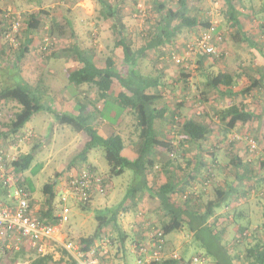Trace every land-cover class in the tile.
Instances as JSON below:
<instances>
[{
    "label": "rangeland",
    "instance_id": "obj_1",
    "mask_svg": "<svg viewBox=\"0 0 264 264\" xmlns=\"http://www.w3.org/2000/svg\"><path fill=\"white\" fill-rule=\"evenodd\" d=\"M75 1L76 0H43L40 3L45 6L44 8H50L54 10L53 12H51L50 18L47 21L48 30L53 21L51 35H53L55 38L52 42V52L58 53V51L62 47L69 45L70 26L73 24V27L76 28L79 42L82 44L80 47L92 49L94 53V59L98 65H103L105 57L111 54L115 59L117 68L122 69L121 51L119 48L113 47L114 38L110 30V23L107 19H103L100 17L99 3H97L96 0H93L94 6L93 10H91L89 3L87 1L83 2L81 4L83 10L85 11V14H83L81 12L75 11ZM158 1L162 2L165 7L178 6L176 0H136V2H134V0H126L125 8L123 10L121 9L126 25L125 34L127 38L130 39L132 45L135 48L140 46L145 41V39L148 38V31L151 29V26H154V24L158 21L160 14L159 5L157 4ZM190 2H188L187 5L189 11H191V13L189 14L195 15L198 22L201 23V26L207 27L211 21H216L218 30H220L224 35L223 41L226 42V46L224 48L227 53L214 62L211 58L209 60L206 59L205 62H208L206 66H204V64L203 66H200L198 63H196V60L198 59L197 57L194 59L193 63H191L190 61H185L183 65L176 64L170 58V53H179L184 44L190 41L196 35L197 31H199L198 29L184 30L186 29L185 27L182 29L183 31L177 34V36L173 39V44H168V46H165L164 49L161 50V52H158V50L155 49L148 50L143 62L140 65L141 69L145 72L151 69L153 70L155 68L162 70L161 82L164 83V87L160 89L162 96L157 103L158 105L165 104L168 106L169 110L167 109V115H169V112L175 107L180 109V116H178L176 123L171 124L168 120H165L160 125L163 127L164 133H167L168 136L173 135V139L175 140V142L172 143V145L174 146V150H172V152L158 151L157 153V156L159 157L157 163L158 166H162V164L167 160H174V165H180V169L176 171V174L178 176H183L188 173H190L191 175V157L196 151L193 143H190L188 140H186L185 142L181 140L183 137H181L179 124L183 121V118L187 116L188 113L199 115L203 119L212 123V132L203 141L201 147L202 151L204 150L206 151V153L207 151L214 152V150L222 151L223 153L228 151H237L241 153L246 150V154L248 156L250 155L251 157H254L257 155L259 158L261 156L260 153H262V155L264 153V126L262 125V123L264 122H261L260 119L256 121V124L252 125V127L257 128L256 130H254V128L252 127L236 126L232 131L224 135L223 131L220 128L221 124L216 115V111L224 108L231 102L238 103L239 101H241V99L243 100L244 97L235 96V99H233L231 97H222L219 94H215L214 92L201 94L206 91L204 84L205 73L211 71V69L213 71H216V67H214L216 63L218 67L222 69L230 71L235 69L240 73L246 74V76L244 75L243 77L238 78L237 83L233 88L235 91L246 87L249 84L248 82L252 81L253 79L256 80L257 77L264 72L263 70H261L263 69L264 65H260L256 60H254V56L251 55V53L255 55H260V53L264 54V13L262 11L264 0H237L235 2L236 7L240 12V14L238 15L240 21L239 30L235 29L232 26L230 27V21L227 19L224 7H222L223 10L219 11L218 7L215 6L211 0H195ZM25 3L26 2L24 0L0 1V4H2L4 7L11 6L19 14V17H21V19H23L21 14H23L24 11L30 12L27 10L28 6H26ZM138 5L140 6L141 11L138 10ZM107 27L109 28L107 29ZM21 28L22 30H24L23 23H21ZM245 36L248 37L249 40L254 41L256 43V47L259 48L260 51H256V49L252 50V48L249 46L250 42H248L247 40L246 42L248 43H245ZM47 40L48 38L46 34H44V31H42V33L40 34V38H37L35 44L32 45V49L29 54L22 60L21 73L26 79H29L30 82L32 80L35 81V78H37L38 76L42 77L43 83L46 85H50L51 90L57 89L60 86L68 87L66 73H68L70 68L75 66V63L71 60L69 61L63 58L52 57L50 55L47 58L45 54H42L40 46H42V43L46 42ZM161 56L162 58L160 59ZM242 57H246V59H243ZM245 68H249V71H247ZM61 70H63V72ZM50 71H55V73H51ZM180 73L185 76L186 73H188V77H183L184 80L182 81V79H178ZM17 82L20 81L16 78L12 80L4 79L2 72H0V87L5 85H15ZM117 90L118 86L114 85L111 90L112 95ZM46 94H43V102H45V104L48 103L54 106V103L57 102L56 98L58 97V93L55 94L54 99L52 97L53 94ZM245 94L248 95V93ZM90 95L91 99L94 100L95 94L93 91H91L89 95L85 97L90 98ZM203 95H206L205 98ZM250 98V105L253 104V107H256L258 112H263L264 108H261V102L259 103V100H263L264 102V89L254 87L253 94ZM52 99L53 102L51 103ZM94 103L96 105L100 104L98 102H95V100ZM16 107L18 106H16V104H14L13 102L2 103L0 105L2 121L8 120V117L13 114V112L16 110ZM103 120L105 119L101 118L100 116H96L93 120H89L88 125L91 124L93 126H96V124L98 123H104ZM119 123L120 125L118 124V119L116 118H108L106 119V124L108 125L105 124L104 126H102L100 128V132L102 134L108 135V132L111 129H114V131L117 132V135L118 133H120L122 136L121 139H124V141L122 142L125 145L127 152L128 149H132V146L130 147V145H133L137 139L138 127L136 125L134 116L130 114V112H125L123 120ZM51 124H53L54 139L35 155L30 164V167L21 173V175L25 177L24 179L27 180L26 185L29 186L31 190V197L35 201H42L44 199L45 194L43 192V186L50 178L54 177L55 175L58 177L61 175V178L59 179H64L65 181L62 182L64 183L66 182L67 177L70 173L78 171L82 168H92L105 179H109V166L105 159L104 152L101 148L92 149V151L88 153L87 159L85 161L80 155L77 154L82 150V144L85 138H89L87 131L83 130L78 134H75V131L71 126L60 125L56 122H53L52 116L45 111L33 115L25 124L24 129L30 128L34 130V133L32 139H29L30 141L28 140L29 143L23 142V149L29 150L35 143H38L43 138H47ZM248 137H251L256 142V148H254L253 150H250L247 147ZM70 139L71 141H69ZM13 142V139H10L9 137L7 143L5 144L6 146H8ZM18 148H20V146H18ZM91 158L94 159V164L90 162L92 160ZM188 159L189 161L186 164V161ZM91 164L93 165V167L91 166ZM32 169L33 172L31 171ZM224 172L225 171H222L221 175H223ZM132 173L133 171L131 169H126L121 175L111 176V181L114 185V191L113 189L109 190L110 183H108V189H106L107 193L103 195V198L100 201L106 200L107 197L109 198L111 194L110 192L113 191V198L110 202H112L113 205L121 202L126 195L127 190H129L131 186L137 183L136 179L133 178ZM151 174L152 173L149 174V178L151 177ZM205 174L206 173H204V176H200L197 181H193L194 183L191 184L193 185L191 189H189L187 186L184 188V191H187L186 193L188 194V196L190 195V190L195 191L193 193L194 195L192 196L193 198L190 200L199 201L198 203H194L195 205L199 203L204 205L208 200L214 197V191L216 188L224 187V181L222 182L221 175H218L216 171H214V169H211L210 173H207L206 175ZM149 181L151 182L152 179H149ZM237 183V191L239 193H236L237 198L235 202H237L239 199L241 201L245 200L246 196L244 194L245 189L248 185V182L244 180ZM59 186H57L56 188V195L58 194ZM155 186L156 187H152V184L148 183L146 190L151 193L152 188H158L157 185ZM253 194L255 199H253L252 201L256 202L260 200V190H256L255 192H253ZM139 196H143V198L148 199L150 209L152 207V197H150L147 192L142 194L140 192ZM57 197L59 200L58 195ZM172 199L174 203L180 204L184 203L186 198L182 196V193H177L172 196ZM232 201L234 200L232 199ZM66 203L68 207H70L69 220L67 222L71 223L74 220L75 216L76 218H80L78 215H76V212L81 211V208H79V204L77 203V201L71 197L67 199ZM96 205L100 204H97V202L93 200L91 202V206L88 208L90 211L94 212V215H91L90 219H86L83 234H91L96 228L97 221L95 218V210H93ZM137 213L138 212H134L133 214ZM138 215L144 217L145 220L142 219V222L149 221L147 229L152 230V222H150L152 219V212L149 211L145 213L143 211H140ZM135 218L136 217L132 218L130 216V219L132 220L131 224L135 223ZM231 223L236 226V229L238 227L239 229L231 230L228 239H226V242H228V245L229 243L232 244L233 241L236 242L237 244H235L234 246L236 250L240 251L244 249V247H246L245 243L247 242L246 239L248 238L250 231H247L243 223L240 221L235 220L229 222V226ZM159 225L160 223L157 226L153 227L160 228ZM242 227L243 230L245 229L247 231V234L245 236L240 234L242 231ZM175 232L176 231H173L168 235L171 236ZM177 234L178 235L176 237V243L170 245V248L168 247V250L171 251H167L165 249L166 255L172 253L173 251H176L178 252V254H180L182 251V244L188 242V232L186 233L185 231H179V233ZM234 234H237L236 238ZM232 235H234V237L231 239ZM201 236L202 238H200V242H202L203 240H209V244L217 249V244L215 243V241L209 238V235L203 232ZM100 238H106L105 242L110 243L109 245L107 244V246L111 249H116L115 246H117V243L120 241V235L118 234L117 229L114 227L110 228V226H106V230L104 232H101ZM71 240H73V238ZM131 240H135V238H132ZM130 243L133 242L127 241L126 243L129 248ZM140 244L143 245L144 248H147L148 246L144 245V243ZM219 252L224 255V252L222 250H220ZM190 253L199 254V251L190 249L188 250L187 254ZM34 258H36V254L31 251H17L12 252L8 255L6 254L4 259H0V264H16L23 263L24 261H27V264H31ZM128 258L135 259L133 255L128 256ZM48 264H57V262L51 261Z\"/></svg>",
    "mask_w": 264,
    "mask_h": 264
},
{
    "label": "trees",
    "instance_id": "obj_2",
    "mask_svg": "<svg viewBox=\"0 0 264 264\" xmlns=\"http://www.w3.org/2000/svg\"><path fill=\"white\" fill-rule=\"evenodd\" d=\"M96 1L100 6V17L107 19L110 23V30L114 38L113 47L119 48L121 51L122 69L117 68L115 59L111 54L105 57L103 65H98L94 59L92 49L82 48L75 43L62 47L58 53L52 52V43L47 46L45 51H41L47 58L50 55L52 57L71 60L75 63V66L70 68L67 73V79L71 87L69 85L68 87H59L60 89L69 88L70 91L75 88L76 92L78 90L77 96L75 97V113L58 112L52 108L51 104L47 102V104H45L42 100L43 94H53L52 97L54 99L55 94L59 92L60 89H54L56 91L51 90L50 85L44 84L43 78L40 76L35 78V81L32 80L30 82L29 79H26L21 73V62L31 51L33 37L36 32H40V29L44 31V34H46L48 38L47 41H52L55 38L51 35L53 24H51L49 30L44 29V21L42 17H40V14L42 16V14H46L47 11L39 8L35 12H24V14H21L23 19L20 17L22 20L20 22L24 24V30H22L20 26L19 31L15 34V43H11L6 33L8 32L7 28L11 23V19L13 16H16V13L6 15L5 7L0 4V72H2L4 79L12 80L16 78L20 81L15 85L0 87V102H13L18 106L13 114L8 117V120L2 121L0 117V138L5 140V143H7L9 137L10 139L12 138L14 142L9 145L18 148L19 144L28 141L18 140L20 134L22 135L25 130H28L24 129L25 124L33 115L44 111L52 116L53 122L60 125H69L76 132L86 130L89 138L85 141L82 150L77 153L84 161L87 159V155L92 149L101 148L109 166L108 174L110 177L121 175L126 169H131L133 171V178L136 179L137 183L127 190L121 202H124L127 197L132 194L147 192L150 197L157 198L163 206H170V211L167 212L169 218L163 221L160 224V228H158L162 231L163 239L167 234L177 231L184 224H187L191 230H196L199 227L207 229L210 236L214 237V239L219 242L221 238L218 234L213 233V227L207 224V218L212 215L215 208H220L227 202L233 192L231 188L229 190L216 188L214 197L204 204L203 210H201L200 207L191 208V204H194V200H190L193 198L192 196L195 191L190 190L189 196L186 193L187 191H184L186 186L189 189L193 186L190 185V182H192L190 181L192 178L190 174L178 176L170 172V175H166L167 181L164 184L158 186V188H152L151 193L146 190L148 186L147 176L154 170L157 164L156 162H158V151L172 152V150H174V146L166 138V133L163 132V127L160 125L165 120H168L171 124L176 123L178 116H180V112L178 108H173L169 112V115H167L168 106L165 104L158 105L157 103L162 96L160 89L164 87V83L161 82L162 70L155 68L145 72L141 69L140 65L148 50L155 49L160 51L166 44H170L172 38L181 27L198 25L197 18L190 15L188 12L187 4L190 0H176L178 6L175 8L172 6L165 7L162 2L158 1L157 4L160 9L159 20L156 22L155 26H153V29L151 28L148 31V38L136 48L125 34L126 25L120 9V4L123 0ZM221 1L224 3L227 19L232 21V26H236L239 29L240 21L238 15L240 12L235 4L237 0ZM134 2H136V0H134ZM262 11L264 13V6ZM244 38L250 42L252 47L260 51L259 48L256 47L254 41L249 40L246 36ZM44 44L45 42L42 43V45ZM260 55L264 58L263 53H260ZM221 57L222 56L210 57L199 55L197 57V63L203 66L206 59L209 60L211 58L214 62ZM50 72L55 73V71ZM241 76V73L235 74L221 69L216 71L211 69V71L205 73L204 84L206 91L201 94L214 92L222 97L233 98L249 93L254 87L264 89L263 72L256 80L253 79L248 82L249 84L241 88L239 92L233 93L232 89ZM183 77L184 75L180 73L178 79H182L183 81ZM114 85H117L120 90L115 96H110V91ZM92 90H94L95 102L102 104L101 110L96 107L94 100L85 97L88 96ZM84 99H86V101ZM88 106H90L89 109ZM111 110L115 111L116 117L125 111L130 112L135 118L138 127V135L132 146V151L136 155L132 159L120 153L123 142L119 135L111 134L105 138L99 134L97 127L91 124L88 125L89 120L99 116V113L105 114L109 113ZM216 115L224 135L232 131L236 126H250L258 117V115L248 107V104L242 101L239 103L234 102L217 110ZM179 129L181 135H184L188 141L195 144L196 150H201L203 141L212 132V123L199 115L191 114L184 117L183 121L179 124ZM29 130L32 133L31 140L33 132L31 129ZM53 132V124H51L47 138H43L39 142L37 141L38 143H35L26 153L19 156L17 155L18 153L16 154L18 159L13 161L12 165L17 173H21L30 167L35 155L51 142ZM8 146L6 147L8 148ZM212 153V151H207L206 154L212 155ZM232 163L239 172L241 159L238 155H235L232 159ZM31 171L33 172V169ZM244 172L245 171H243V174ZM57 178L58 176L55 175L43 186V192L46 195L45 204L46 207H48L46 210L49 212L51 211V203L57 193L55 188L57 185ZM24 180V186L30 191L29 186L26 185L27 180ZM259 180L261 184L263 183L264 185V177ZM1 190L2 189H0V193L2 194ZM177 193H182V196L185 195V202L182 204H174L173 202L168 204L167 202H170L172 196ZM80 204L83 206L86 205V203ZM116 214L117 206L103 207L95 210V218L97 221L95 230L90 235L81 237L78 241L82 250H87L94 245L95 240L101 237V231L107 224L116 222ZM50 215L58 220V217L53 216V214ZM114 226V228H116V225ZM261 227L264 228V222ZM243 231L246 230L242 228L241 233ZM117 232L120 235L119 230H117ZM125 239L126 236L121 237L120 243L124 244ZM245 252L241 264H264L263 242H256L254 245L248 247ZM246 259L253 260L245 262L244 260ZM50 261H52L51 255L46 254L34 258L31 264H47ZM160 261L161 262L152 261L151 264H168L169 261L170 264H177L176 260L171 258Z\"/></svg>",
    "mask_w": 264,
    "mask_h": 264
},
{
    "label": "crops",
    "instance_id": "obj_3",
    "mask_svg": "<svg viewBox=\"0 0 264 264\" xmlns=\"http://www.w3.org/2000/svg\"><path fill=\"white\" fill-rule=\"evenodd\" d=\"M24 1L26 2L25 3L26 6H28L27 10L30 12H33V11L35 12L39 8H42V10L47 11L46 14H42V16L40 14V17H42V20L44 21V29H48L47 21L50 18L51 12H53L54 10L50 9V8H48V9L44 8L45 6L43 4H40L43 0H24ZM86 1L89 3L91 10H93V6H94L93 0H76L75 4H74L75 11L85 14V11L83 10L81 4L83 2H86ZM190 1H195V0H190ZM190 1H188V2H190ZM211 1L213 2V4L215 6L218 7L219 11L223 10L222 7H224V3L221 0H211ZM38 4H39V6H38ZM125 5H126V0H123L122 3L120 4V9L123 10L125 8ZM173 8H175V7H173ZM24 12H26V11H24ZM24 12H23V14H24ZM188 12L191 13V11H189V8H188ZM193 16H195V15H193ZM158 20H159V18H158ZM104 21H107V20H104ZM231 23H232V21H230V27L232 26ZM51 24H53V21ZM155 24H154V26H155ZM152 27L153 26H151V28ZM232 27H234V26H232ZM108 28L109 27H107V29ZM183 28H185V27H181L178 30L177 34L182 32ZM204 28L205 27L201 26V23L198 22V25L186 27V29H184V30H197L198 29L200 31ZM234 28L239 30L238 27H236V26ZM199 31H197V33ZM41 33H42L41 29H40V32H36L35 36L33 37L32 45L35 44L37 38H40ZM177 34L172 38V40L170 42L171 45L173 44L172 41L177 36ZM244 41L246 44L248 43V42H246L247 41L246 39H244ZM74 43L78 44L79 46L82 45L79 42L78 35L76 32V28L73 27V24H72L70 26V42H69V45L74 44ZM225 44H226V42L223 43L224 47L226 46ZM165 46H168V44H166ZM249 46L252 48V50L256 49V48L252 47L251 44ZM164 47L162 49H164ZM161 50L158 52H161ZM256 51H258V50L256 49ZM251 55L254 56V58H255L254 60H256L260 65H262V66L264 65V61H263L264 58L261 55H259V54L255 55L253 53H251ZM161 58H162V56L160 57V59ZM242 58L246 59V57H242ZM196 63H197V60H196ZM203 64H204V66H206L208 64V62H205ZM214 67H216V70L221 69V70L228 71V72L235 73V74L240 73L239 71H237L235 69H233L232 71L222 69V68L218 67L217 63L214 65ZM214 67H212V68H214ZM249 68H245V69L247 71H249ZM261 70L264 71V68ZM61 71L63 72V70H61ZM241 74H242L241 77H243L244 75L246 76V74H243V73H241ZM187 75H188V73H186V76ZM186 76L184 75V77H186ZM66 78H67V73H66ZM67 81H68V79H67ZM67 83L70 86L69 81ZM119 90H120V88L118 87V90L113 95H112V91H110V96H115ZM232 90H233V93H235V92H239L240 89L237 91H235L234 89H232ZM92 91L94 92V90H92ZM253 91H254V89H251V91L248 93L249 96L247 94H244L242 96V97H244L243 100L241 99V101L243 103H247L248 107L251 108L258 115V117L248 127H252V125L256 124L257 123L256 121H258L259 119L261 120V122H264V111L260 113V112H258L256 107H253L254 106L253 104L250 105L251 104V98L250 97L253 94ZM77 92H78V90H77ZM77 92H76L75 88H73L72 91H70L69 88L68 89L67 88L60 89L59 92H57L58 93V97L56 98L57 104L54 103V106L51 105L52 108L58 112L75 113L74 106H75V97L77 96ZM90 98H91V95H90ZM233 99H235V97H233ZM84 100L86 101V99H84ZM241 101H239V102H241ZM260 102H261V108L263 109L264 108V102H263V100H259V103ZM232 103L233 102H231L230 104H232ZM89 107L90 106H88V109H89ZM96 107L99 110H101L102 104L101 103L97 104ZM259 109H260V107H259ZM179 112H180V109H179ZM124 113H125V111L117 117L115 116L114 110H111V111H109V113H105V114L99 113V116L101 118L105 119V120H103L104 123L103 122L100 124L98 123L95 126V127H97L99 134H101L102 136L105 135V134H102L100 132V128L106 124V119L116 118V119H118V124L120 125L119 122H121L123 120ZM189 115H191V114L188 113L187 116H189ZM0 117H2V115ZM106 125H108V124H106ZM262 125L264 126V123H262ZM252 128H254V130L257 129L256 127H252ZM27 129H30V128H27ZM32 132L34 133V130H32ZM79 132H81V131H79ZM79 132L75 131V134H78ZM106 133H107V131H106ZM112 133L117 134V132L114 131V129H111L108 132V135H105L104 137H107ZM118 135L120 137H122L120 133H118ZM165 135H166V138L171 143L175 142V140L173 139V135L168 136L167 133ZM181 137L185 138V139H183V138L181 139L184 142L187 140L184 135H181ZM263 137H264V135H263ZM53 139H54V134L52 136L51 141ZM87 139L88 138L86 137L83 144H82V148H83V145ZM69 141H71V139ZM122 141H124V139H122ZM24 143H29V142H24ZM190 143H192V142H190ZM18 146H20V148L13 149V151L16 154H17V152H19L17 154L18 156L21 154H24L28 151L27 149L26 150L23 149V143L19 144ZM131 146H133V145L131 144L130 147ZM194 147L196 148L195 144H194ZM120 153L129 159H132L136 156L131 148L128 149V151L126 152V147L124 144H122V146H121ZM246 153H247L246 150L244 152H241V153L237 152V151H235V152L228 151V152L223 153L222 151H215L214 150L212 155H207L206 151H204V150L202 151V149L195 151V153L191 157L192 168L190 169V171H191V177L192 178L190 179V181H192V182H190V185L194 183L193 181H197V179L200 176H204V173H206V174L209 173V169L210 170L214 169V171H216V173L218 175H221L222 171H225L223 173V175H221V180H222V182L224 181V187L222 186L223 188H220V189H223V190L228 189L229 190L231 188L233 190V192L231 193L227 202L222 207L215 208L212 212V215L207 218V224L211 225V227H213V233L218 234L221 239L219 240V242L216 241L214 239V237L210 236V234L207 232V229H205L203 227H199L196 230H191L187 224H184L179 230H177L178 232L176 231L171 236L167 234L164 237V248L167 251H171V250H168V247L170 245L176 243V241H177L176 237L178 235L177 233H179V231L180 232L185 231L186 233L188 232V234H187L188 242L182 244V251L180 253L182 258L189 260V259H191V257L198 255V256L205 258V263H203V264H241L243 262L244 255L246 253L244 251V249L246 250L248 247L254 245L256 242H261V243L263 242L264 243V228L261 227L262 223L264 222V216H263V212H264V185H263V183L261 184V182L259 180L260 178L264 177V164H262V163H264V153H263V155H262V153H260L262 156L261 157L259 155L260 158L257 155L254 157H251L250 155L248 156ZM235 155H238L241 159V164L239 165V169H240L239 172L237 171L236 167L232 163V159L235 157ZM91 159L92 160L90 162L92 164H94L93 163L94 159L93 158H91ZM158 159H159V157H158ZM188 161H189V159L186 161V164ZM156 163H158V162H156ZM92 164H91V166L93 167ZM174 164H175L174 160H171V161L167 160L165 163L162 164V166H158L156 164L154 170L151 171V173H152L151 177L152 178L151 177L149 178L150 173L147 176L148 183H151L152 187H156L155 185L160 186V185L164 184L167 181L166 175H170V172L171 173L173 172L176 174V171L178 169H180V165H178V164L174 165ZM243 171H245L244 174H243ZM188 174H190V173H188ZM59 178H61V175L56 179L57 185L55 188H57V186L61 185L62 182L65 181L64 179L61 180ZM108 178L109 179L104 178L106 180L107 189H108V185H109L108 183H110L109 190L113 189V191H114V185L111 181V177L108 176ZM149 179H152V181L150 182ZM243 180L248 182V185H247V188L245 189V194H244L246 196V198L243 201H241L239 199L237 202H235V200L237 198L236 196L239 193L237 191V189H238V183L237 182L243 181ZM256 190H260V200L257 199L258 201L254 202V201H252L253 199H255L253 196L254 195L253 192H255ZM113 191L110 192L111 194H110L109 198L107 197L106 200H104V201H100V200H102L103 195L105 193H107V190H105L104 194H100V193L98 194L97 192H94V194L91 197V200L85 206H83L81 204L78 205L79 208H81V211H77L76 215H78L80 218H76V216H75L74 220L71 223H69V222L59 223V220L54 219L50 215V214H53V216L58 217L59 211H58V197H57V195L55 196L53 202L51 203V206H50L51 211L50 212L46 210L48 208V207H46V204H45L46 195L42 201H35L31 197L30 206H31L32 212H34L36 215L41 217V219L44 222L53 223V224L55 223V225H58L59 238L61 241L62 240H71L73 238L72 241L78 242L81 237H86V236L90 235V234H88V235L83 234L84 233L83 231H84L86 219H90L91 215H94V212L90 211L88 209L91 206V202L93 200H95L97 202V204H100V205H96L93 210L100 209L103 207H110L111 205H113L112 202H110L111 199L113 198ZM30 192H31V190H30ZM142 193H145V192H141V194ZM135 195H137V196H135ZM139 195H140V193L128 196L124 202H119V203H116L113 205V207L115 205L117 206L116 222L115 223L110 222L109 224H107V226H110V228H113V227H115L114 225H116V229L119 230V233H120V238L126 236V239H125L124 244H121L119 241L117 243V246H115L116 249H111L107 245L104 247L105 251L102 252L101 257L103 256V259H104L106 264H137L135 262V260L137 259V257H139V255L145 256L146 254L149 255L151 253V250L149 249V247L151 246V242H152L151 238H150L151 237L150 233L152 231L158 229V228H154V227L157 226L159 223L161 224L163 221H166L169 218V216L167 215L168 214L167 212L170 211V206H168V207L163 206L162 203L157 198H152V207L149 209L148 199L143 198V196L140 197ZM146 198H147V196H146ZM232 199L234 201H232ZM100 202H102V203H100ZM103 202H106V203H103ZM172 202L174 203L173 199H171V201L167 202V203L170 204ZM198 202L199 201H194V203H198ZM174 204H177V203H174ZM180 204H182V203H180ZM192 207H195V208L200 207L201 210L204 209L203 208L204 205H202L201 203H199L197 205L192 203L191 208ZM139 210L143 211L145 213L149 212V211L152 212V219L150 221V222H152V230L147 229L149 221L142 222V219H144V217L138 215V213H140ZM87 211H88V213H87ZM134 212H138V213L133 214ZM130 216L132 218L136 217L134 219L135 223L131 224L132 220L130 219ZM147 220H149V219H147ZM235 220L242 222L243 225L245 226V229L247 231L248 230L250 231V234H249L248 238L246 239L247 240V242L245 243L246 247H244V249H242L240 251L236 250V248L234 246L235 244H237L236 242L233 241L234 243L233 242H232V244L229 243V245H228V242H226L227 241L226 239H228V237L230 235V231L239 229V227L236 229V226H234L232 223L230 224V226L228 224L229 222H232ZM145 228H146V230H145ZM105 230H106V227H104L101 232H104ZM203 232H205L207 235H209L210 239L215 241V243L217 244V249H215L213 246H211L209 244V240L208 241L203 240L202 242H200V238H202L201 234ZM234 235L236 238L237 234H234ZM234 235L231 236V239L234 237ZM132 238H135V240H131ZM222 238H223V240H222ZM102 240H103L102 238H98L95 240V242H100ZM127 241L133 242V243H130V248L128 245H126ZM140 243H144V245H148L147 246L148 249L146 248L145 252H142L140 250V248H141ZM107 244L109 245L110 243H107ZM55 247H58V248H55ZM190 249H194L195 251L198 250L199 254H194V253L193 254L192 253L187 254L188 250H190ZM118 250H119V253H118ZM218 250L219 251L222 250L224 252V255H222ZM22 251L30 252L31 250L26 248L25 250H22ZM19 252H21V251H19ZM169 254H167V255H169ZM47 255H51L52 261L57 262V264H73L72 260L70 259L68 254L62 249V247L59 245V243H50L49 247H48ZM130 255H133L135 257V259L134 258L129 259L128 256H130ZM36 257H38V256H36ZM251 260H253V259H251ZM251 260L246 259L244 261L248 262ZM159 262H161V261H159ZM168 264H170V261L168 262Z\"/></svg>",
    "mask_w": 264,
    "mask_h": 264
},
{
    "label": "built area",
    "instance_id": "obj_4",
    "mask_svg": "<svg viewBox=\"0 0 264 264\" xmlns=\"http://www.w3.org/2000/svg\"><path fill=\"white\" fill-rule=\"evenodd\" d=\"M138 10L141 11L139 5ZM5 11L6 15L16 13V16L12 17L6 33L10 42L15 43V34L19 31L21 20L19 14L11 6H6ZM217 27L216 21H211L207 27L186 42L179 53L171 52L170 58L176 64L183 65L185 61L193 63L199 55L210 57L225 55L227 51L223 46L224 35ZM52 41L45 42L40 50L45 51ZM31 136L32 133L28 129L22 135L20 134L18 140H29ZM4 141L0 138V189H2V194L0 193V259H4L6 254L22 251L26 248L38 257L43 256L47 254L50 243H59L73 264H106L101 257L102 252L105 251L104 247L108 243L105 242L106 238L100 242H95L89 249L82 250L78 242L61 241L58 225L46 223L32 212L30 206L31 193L24 186V177L17 173L12 165V162L18 159L13 151L15 146L9 145L7 148ZM247 145L250 150L256 148V142L251 137H248ZM106 189V180L92 169L82 168L70 173L66 182L60 185L57 194L59 196V223L69 220L70 207L66 203L69 197L75 199L78 204H85L91 200L94 192L104 194ZM150 234L152 242L149 249L151 253L145 256L139 255L136 259L137 264H150L152 261L167 258L176 260L177 264L205 263V258L198 255L189 260L181 258V255L176 251L166 255L162 231L157 229ZM241 234L246 235L247 232L243 231ZM140 250L145 252L146 248L141 245ZM16 264H27V261Z\"/></svg>",
    "mask_w": 264,
    "mask_h": 264
}]
</instances>
